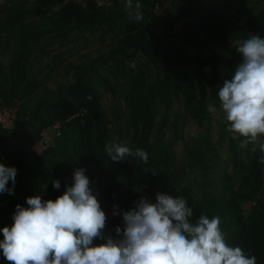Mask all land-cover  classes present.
Returning a JSON list of instances; mask_svg holds the SVG:
<instances>
[{"label":"trees","instance_id":"trees-1","mask_svg":"<svg viewBox=\"0 0 264 264\" xmlns=\"http://www.w3.org/2000/svg\"><path fill=\"white\" fill-rule=\"evenodd\" d=\"M136 3L140 21L129 17L126 0L0 4V101L19 103L16 129L0 127V163L17 170L13 194L0 193V229L12 225L17 204L27 207L33 195L55 200L83 168L107 215L106 233L123 226L114 210H131L141 197L155 203L165 193L187 201L191 222L219 216L227 243L264 264V153L260 142L241 148L209 108H219V87L241 60L236 47L251 35L264 38V0L216 1L241 23L203 0ZM86 37L103 45L72 58ZM55 122L62 126L55 146L29 151ZM180 122L203 127L204 140L181 136ZM113 142L146 151L148 161H112L105 146ZM55 154L74 166L54 168ZM0 264H9L2 250Z\"/></svg>","mask_w":264,"mask_h":264},{"label":"clouds","instance_id":"clouds-1","mask_svg":"<svg viewBox=\"0 0 264 264\" xmlns=\"http://www.w3.org/2000/svg\"><path fill=\"white\" fill-rule=\"evenodd\" d=\"M125 7L131 19H143L139 3L126 0ZM236 52L241 60L219 87V108L232 139L241 148L260 142L264 153V38L251 35ZM105 152L114 162L148 161L146 151L116 142ZM259 163L264 164V155ZM16 175L15 167L0 163V193L13 194ZM10 180L13 188L7 187ZM72 180L55 200L33 195L26 198L27 207L16 205L12 225L0 229V250L9 264H256L255 256L227 243L219 216L201 214L191 222L187 201L165 193L158 192L155 203L141 197L131 210H114L123 226L106 233L107 215L85 169L74 170ZM52 186L58 190L59 180Z\"/></svg>","mask_w":264,"mask_h":264},{"label":"rangeland","instance_id":"rangeland-1","mask_svg":"<svg viewBox=\"0 0 264 264\" xmlns=\"http://www.w3.org/2000/svg\"><path fill=\"white\" fill-rule=\"evenodd\" d=\"M4 1H6V0H0V4L2 3V2H4ZM216 1L217 0H203V2L205 3V4H208L211 8H213V9H215V11H217V12H219L221 15H223V16H225V17H230V18H232V19H234L237 23H241L240 22V20L237 18V16H234L233 15V11L232 10H222V8L216 3ZM210 8V9H211ZM210 9H207V11L208 10H210ZM88 38L89 37H86V38H84V39H82V43H79V45H81L79 48H78V50H76V52L74 53V54H72L71 55V57L72 58H76V57H79V56H81V55H86L87 56V54H89V55H91V54H93V52H95L96 51V49H98V48H100L101 46H100V44H91V43H89L87 40H88ZM83 41H85V42H83ZM87 42L90 44V46H86V47H83L84 45H86L87 44ZM78 47V46H77ZM71 51H72V49H71ZM57 79V78H61V76H60V73L58 72V71H56V73L53 75V79H54V81H55V78ZM51 82L53 83V81L51 80ZM19 103H17L16 104V106L18 105ZM211 110H213L214 112H216V114L219 116V119L222 121H217V124H218V122H221L222 124H221V127L222 128H227L228 127V122L226 121V119H225V117H224V114L221 112V110H220V108H216V107H214V108H212ZM184 122V121H183ZM180 127H179V131H178V129H177V131H178V133L181 135V136H183V137H186V139H188V138H190L191 137V142L193 143V140H195V141H203L204 140V138H205V133H204V129H203V127H193V125H192V123H188V129H184V124L182 123V122H180V125H179ZM164 129H169L168 128V126H165L164 127ZM211 129H213V122L211 121ZM218 129V128H217ZM165 135V134H164ZM193 139V140H192ZM176 149H177V151L178 152H180L181 151V147L180 146H176ZM49 158H51L52 160H51V165L54 167V168H57V166H59V164H66L67 165V170L65 169V171H68V169H70L71 167H73L74 165H72L68 160H67V158L66 157H64V156H61L60 154H55V155H52L51 157H49ZM223 162V159H220L219 160V163L221 164ZM70 166V167H69ZM219 171V170H218ZM215 180H217L216 178H215ZM91 186V188H92V185H90ZM92 191H93V188H92Z\"/></svg>","mask_w":264,"mask_h":264},{"label":"built area","instance_id":"built-area-1","mask_svg":"<svg viewBox=\"0 0 264 264\" xmlns=\"http://www.w3.org/2000/svg\"><path fill=\"white\" fill-rule=\"evenodd\" d=\"M17 106H5L0 101V127L2 129H16L17 127ZM61 123H52L39 132L38 140L28 147L29 151L41 154L56 144L57 138L61 135Z\"/></svg>","mask_w":264,"mask_h":264}]
</instances>
